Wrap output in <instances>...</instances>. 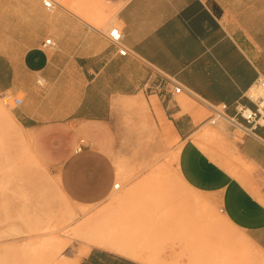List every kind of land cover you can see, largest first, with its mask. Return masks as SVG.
<instances>
[{
  "label": "crops",
  "instance_id": "1",
  "mask_svg": "<svg viewBox=\"0 0 264 264\" xmlns=\"http://www.w3.org/2000/svg\"><path fill=\"white\" fill-rule=\"evenodd\" d=\"M43 1L0 0V94L14 99L13 119L35 138L39 153L64 165L68 190L84 204L106 202L114 181L107 158L87 152L71 160L72 127H104L122 100L156 96L145 85L164 74L184 90L157 96L161 117L183 143V181L216 202L264 254V126L234 141L222 120L219 134H232L223 148L204 140L207 118L198 120L206 104H226L230 116L238 101L255 109L247 95L264 78V0H128L108 30L70 7L48 10ZM115 27L123 34L121 46L108 39ZM50 38L55 45L45 47ZM122 47L126 56L119 54ZM188 99L202 108L188 111ZM86 264L143 263L96 246Z\"/></svg>",
  "mask_w": 264,
  "mask_h": 264
},
{
  "label": "rangeland",
  "instance_id": "2",
  "mask_svg": "<svg viewBox=\"0 0 264 264\" xmlns=\"http://www.w3.org/2000/svg\"><path fill=\"white\" fill-rule=\"evenodd\" d=\"M55 1L108 30L128 0ZM159 104L157 96L141 94L114 105L104 127H72L77 135L71 160L95 153L114 170L107 201L84 204L82 195L68 190L64 165L40 154L35 138L16 124L14 99L0 94V264H86L97 239L131 248L138 257L114 252L143 264H264V254L232 227L218 204L183 181V143ZM186 107L202 108L190 99ZM210 114L204 110L198 120ZM222 126L208 124L204 140L226 148L232 134L221 136ZM81 141L86 147L77 153ZM95 217H101V235L79 228Z\"/></svg>",
  "mask_w": 264,
  "mask_h": 264
},
{
  "label": "built area",
  "instance_id": "3",
  "mask_svg": "<svg viewBox=\"0 0 264 264\" xmlns=\"http://www.w3.org/2000/svg\"><path fill=\"white\" fill-rule=\"evenodd\" d=\"M43 2L48 10H53L57 6L55 0H44ZM108 39L113 44L121 46L123 34L118 27H115L109 31ZM54 45L51 38L46 40L44 44L45 47H53ZM119 54L126 56L127 50L122 47ZM145 89L147 93L159 96L162 99L168 96L180 95L184 92L182 86H180L173 77L164 74H158L153 81L147 82ZM247 97L255 103V109L238 101L236 104V114L234 116L228 114V106L226 104H206L211 113L207 117L208 124L216 126L224 120L230 125L233 132L232 134L235 137L242 138L244 136L254 135L258 127L264 126V78H258L256 80ZM16 103L21 104V100L18 99ZM239 134H242V136ZM84 147H86L85 143L81 141L76 150L77 153L82 152Z\"/></svg>",
  "mask_w": 264,
  "mask_h": 264
},
{
  "label": "bare ground",
  "instance_id": "4",
  "mask_svg": "<svg viewBox=\"0 0 264 264\" xmlns=\"http://www.w3.org/2000/svg\"><path fill=\"white\" fill-rule=\"evenodd\" d=\"M120 188V185L117 183L115 185V189H119ZM101 218V217H100ZM100 218L98 217H95V218H92V219H88L87 221H84L80 226L79 228L82 226L83 228H87L91 229V233L92 235L96 236V233L100 234L102 232H100V227L103 225ZM96 223V224H95ZM99 231V232H97ZM94 241V245L95 246H99V247H105V248H109L113 251H116V252H120L122 254H127V255H131V256H135V257H138L136 253L134 252H130L131 248H128V247H124V246H121L119 244H116V243H111V242H108V241H104V240H101V239H97V240H93Z\"/></svg>",
  "mask_w": 264,
  "mask_h": 264
}]
</instances>
